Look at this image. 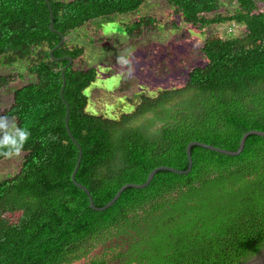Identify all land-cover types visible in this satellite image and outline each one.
Listing matches in <instances>:
<instances>
[{
  "label": "trees",
  "instance_id": "trees-1",
  "mask_svg": "<svg viewBox=\"0 0 264 264\" xmlns=\"http://www.w3.org/2000/svg\"><path fill=\"white\" fill-rule=\"evenodd\" d=\"M158 5L209 31L202 62L180 88L134 95L131 112H88L84 92L97 71L75 69L85 50L66 38ZM154 23L141 17L126 33L139 38ZM13 74L28 81L0 117L7 135L30 136L18 171L0 179V264H245L264 251V137L248 136L234 157L193 146L188 174L159 171L96 212L71 180L78 148L63 102L82 150L75 181L97 208L157 167L186 170L190 142L236 151L246 132H264V0H0V89ZM12 157L0 155V164Z\"/></svg>",
  "mask_w": 264,
  "mask_h": 264
},
{
  "label": "rangeland",
  "instance_id": "rangeland-1",
  "mask_svg": "<svg viewBox=\"0 0 264 264\" xmlns=\"http://www.w3.org/2000/svg\"><path fill=\"white\" fill-rule=\"evenodd\" d=\"M141 17L154 18L157 24L153 25H159L161 31L155 30L157 34L153 35L149 31L153 25H149L142 28L139 38L130 37L126 33L128 25ZM174 21L178 28L172 25ZM103 24L100 29L98 22L93 21L70 33L66 41L85 50L84 56L76 60L75 69L97 71L95 83L84 92L89 99L87 111L107 118L131 112L136 101H127L134 95H153L160 90L182 87L187 72L202 62L197 55L209 33L184 24L159 5L144 7L133 15L115 17ZM225 27L216 28V32H223ZM24 78L21 80L13 74L9 86L0 89V114L12 103L13 90L26 84L28 78ZM9 126L6 122V127L0 129V137L11 133ZM19 156L0 164V179L18 171Z\"/></svg>",
  "mask_w": 264,
  "mask_h": 264
},
{
  "label": "water",
  "instance_id": "water-1",
  "mask_svg": "<svg viewBox=\"0 0 264 264\" xmlns=\"http://www.w3.org/2000/svg\"><path fill=\"white\" fill-rule=\"evenodd\" d=\"M50 19H51V22H50V25H49V28L50 29H53V21H52V15H50ZM53 32H55V30H52ZM61 40L59 42V44L52 49V51L50 52V57H52V53L57 50L59 47H61L64 43V38L63 36H61ZM58 60V59H57ZM67 60H68V65L63 69L62 71V86H61V91H60V95L61 97H63V91H64V88H65V83H66V79H65V76H64V72L65 70L71 65L72 63V60L70 58L67 57ZM65 106H66V115H65V127H66V131L68 133V136L70 137L71 141L76 145V147L78 148V158H77V161H76V165L74 167V170L72 172V176H71V180L73 182V184L75 186H77L78 188H80L81 190L84 191V193L87 195L88 197V200H89V206L92 210L96 211V212H101V211H104L106 209H108L109 207H111L120 197V195L122 194V192L127 189V188H135V189H143L145 187H147L149 185V183L152 181L153 177L155 176V174L159 171H168V172H171V173H174V174H178V175H186L190 172L191 168H192V159H191V148L193 146H197V147H200V148H203V149H206V150H209V151H213V152H217V153H220V154H224V155H227V156H237L239 155L242 151H243V148H244V145H245V141H246V138L250 135H255V136H260V137H264V132H261V131H249V132H246L240 139V142H239V146H238V149L236 151H228V150H225V149H221V148H217V147H214V146H211V145H208V144H205V143H200V142H196V141H193V142H190L187 147H186V156H187V162H188V168L184 171L182 170H177V169H174V168H171V167H167V166H160V167H157L155 169H153L149 175L147 176V179L146 181L143 183V184H126L124 186H122L118 191L117 193L115 194V196L113 197V199L108 203L106 204L105 206L101 207V208H97L94 203H93V199L91 197V194L90 192L84 187L82 186L81 184L77 183L75 181V175L78 171V168L80 166V163H81V159H82V150H81V147L80 145L76 142V140L73 138V136L71 135L70 133V130H69V126H68V118H69V113H70V108H69V105L67 104V102L65 100H63ZM245 264H264V251L261 252L260 255L258 256H255L253 257L252 259H250L248 262H246Z\"/></svg>",
  "mask_w": 264,
  "mask_h": 264
},
{
  "label": "clouds",
  "instance_id": "clouds-1",
  "mask_svg": "<svg viewBox=\"0 0 264 264\" xmlns=\"http://www.w3.org/2000/svg\"><path fill=\"white\" fill-rule=\"evenodd\" d=\"M231 30L234 34H237L241 29L239 27H233ZM5 127L6 120L4 117H0V129ZM12 127L15 128V125ZM29 136L30 133L25 129H17L15 135H3L0 137V155L6 158L18 155L23 149Z\"/></svg>",
  "mask_w": 264,
  "mask_h": 264
}]
</instances>
